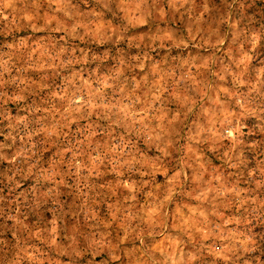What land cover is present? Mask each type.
<instances>
[{
	"label": "clouds",
	"instance_id": "9594fccd",
	"mask_svg": "<svg viewBox=\"0 0 264 264\" xmlns=\"http://www.w3.org/2000/svg\"><path fill=\"white\" fill-rule=\"evenodd\" d=\"M0 264H264V0H0Z\"/></svg>",
	"mask_w": 264,
	"mask_h": 264
}]
</instances>
